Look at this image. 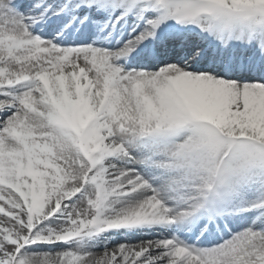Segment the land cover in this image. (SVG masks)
I'll return each mask as SVG.
<instances>
[{"label": "snow or ice", "instance_id": "1", "mask_svg": "<svg viewBox=\"0 0 264 264\" xmlns=\"http://www.w3.org/2000/svg\"><path fill=\"white\" fill-rule=\"evenodd\" d=\"M0 264H264V0H0Z\"/></svg>", "mask_w": 264, "mask_h": 264}]
</instances>
